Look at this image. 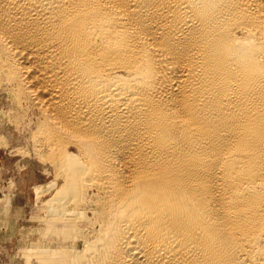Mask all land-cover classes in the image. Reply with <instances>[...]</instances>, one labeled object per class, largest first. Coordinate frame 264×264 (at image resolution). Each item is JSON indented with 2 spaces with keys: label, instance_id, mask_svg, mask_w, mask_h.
Listing matches in <instances>:
<instances>
[{
  "label": "bare ground",
  "instance_id": "6f19581e",
  "mask_svg": "<svg viewBox=\"0 0 264 264\" xmlns=\"http://www.w3.org/2000/svg\"><path fill=\"white\" fill-rule=\"evenodd\" d=\"M0 90L41 264H264V0H0Z\"/></svg>",
  "mask_w": 264,
  "mask_h": 264
},
{
  "label": "rangeland",
  "instance_id": "374dc122",
  "mask_svg": "<svg viewBox=\"0 0 264 264\" xmlns=\"http://www.w3.org/2000/svg\"><path fill=\"white\" fill-rule=\"evenodd\" d=\"M6 100L0 90V264H41L36 252L57 241L47 237L43 220L44 202L54 193L44 189L54 176L8 120Z\"/></svg>",
  "mask_w": 264,
  "mask_h": 264
}]
</instances>
